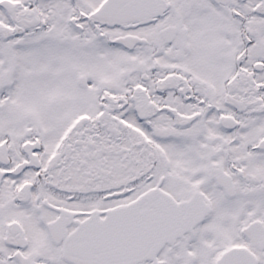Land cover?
Returning a JSON list of instances; mask_svg holds the SVG:
<instances>
[{"label": "snow or ice", "instance_id": "6c2138e0", "mask_svg": "<svg viewBox=\"0 0 264 264\" xmlns=\"http://www.w3.org/2000/svg\"><path fill=\"white\" fill-rule=\"evenodd\" d=\"M0 264H264V0H0Z\"/></svg>", "mask_w": 264, "mask_h": 264}]
</instances>
